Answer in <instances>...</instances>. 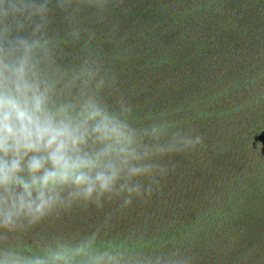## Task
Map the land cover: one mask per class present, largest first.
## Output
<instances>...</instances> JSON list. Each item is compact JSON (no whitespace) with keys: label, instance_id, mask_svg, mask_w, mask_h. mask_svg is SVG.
<instances>
[{"label":"water","instance_id":"water-1","mask_svg":"<svg viewBox=\"0 0 264 264\" xmlns=\"http://www.w3.org/2000/svg\"><path fill=\"white\" fill-rule=\"evenodd\" d=\"M3 2L0 46L32 47L56 109L109 133L0 218V260L264 264V0Z\"/></svg>","mask_w":264,"mask_h":264},{"label":"clouds","instance_id":"clouds-1","mask_svg":"<svg viewBox=\"0 0 264 264\" xmlns=\"http://www.w3.org/2000/svg\"><path fill=\"white\" fill-rule=\"evenodd\" d=\"M8 7L13 14L35 11L24 4ZM8 15L0 0V17ZM55 96L53 85L39 70V61H34L32 47L21 43L18 48L6 50L0 46V218L6 223L31 212L34 197H42L50 182L66 177L69 144L75 145L85 135L102 140L109 133L99 123L90 133L91 114L82 109L79 120L74 121L70 108L56 109ZM102 187H107V181ZM48 256L55 264L61 253ZM95 257L92 251L74 253L66 257L64 264H91ZM3 262L30 264L8 257Z\"/></svg>","mask_w":264,"mask_h":264},{"label":"snow or ice","instance_id":"snow-or-ice-1","mask_svg":"<svg viewBox=\"0 0 264 264\" xmlns=\"http://www.w3.org/2000/svg\"><path fill=\"white\" fill-rule=\"evenodd\" d=\"M0 264H4V262L2 260H0Z\"/></svg>","mask_w":264,"mask_h":264}]
</instances>
